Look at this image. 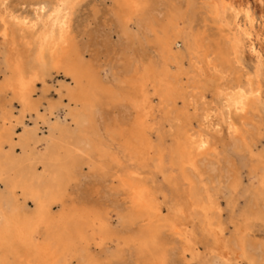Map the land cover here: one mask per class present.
Segmentation results:
<instances>
[{"label": "bare ground", "instance_id": "6f19581e", "mask_svg": "<svg viewBox=\"0 0 264 264\" xmlns=\"http://www.w3.org/2000/svg\"><path fill=\"white\" fill-rule=\"evenodd\" d=\"M92 1L62 38H0V262L264 264V101L215 91L259 51L264 0H102L123 58L105 67L76 36ZM90 173L108 211L67 207Z\"/></svg>", "mask_w": 264, "mask_h": 264}, {"label": "snow or ice", "instance_id": "6c2138e0", "mask_svg": "<svg viewBox=\"0 0 264 264\" xmlns=\"http://www.w3.org/2000/svg\"><path fill=\"white\" fill-rule=\"evenodd\" d=\"M24 7L26 8L27 5H24ZM80 7V0H34L33 9L35 16L29 18L13 14L12 4L9 0H0V29H2L0 30V38L8 41L12 32H18L21 36H24L25 32L35 33L38 29H42L41 36L44 40L54 39L57 28L60 29L62 38L64 32L70 29V22ZM225 7L232 6L228 5ZM232 11L239 18L240 13L234 7ZM246 15L249 22L255 24L251 13L248 12ZM261 25L259 51H257L253 43H249L245 47V52L249 49L252 52V63L245 67V63H242L239 58V48H237V56L233 60L235 71H233L232 67L228 69L229 73H231V80H223L219 88L215 89L221 97H225L227 104H231L235 100V109L238 114L247 111L248 101L252 98L259 97L264 101V20H261ZM245 35L248 37L249 42L255 39L254 36L248 35V33H245ZM237 44L239 45V41H237ZM213 71L219 72L218 69H213ZM254 81H258V85H254ZM257 88L259 89L258 91L256 90ZM231 111L232 109L229 107L228 112L230 113ZM199 147L203 149L207 145L201 143ZM261 244L264 246V241H261ZM0 264H3V262H0ZM224 264H231V262L224 261Z\"/></svg>", "mask_w": 264, "mask_h": 264}, {"label": "rangeland", "instance_id": "374dc122", "mask_svg": "<svg viewBox=\"0 0 264 264\" xmlns=\"http://www.w3.org/2000/svg\"><path fill=\"white\" fill-rule=\"evenodd\" d=\"M110 5V2L102 0L85 2L77 18L80 27L76 31L77 41L86 51V60L98 67H105L110 63L123 64V58L120 56L122 47L119 45L118 36L115 34L116 27L112 25V19L108 12ZM85 173H88V169L85 170ZM112 199L108 189L92 177V173L84 180L74 182L66 198L69 208L82 209L96 205L95 207L100 206L107 211L112 204ZM114 223L117 224L115 219ZM97 252L102 263L108 264L105 254L100 250Z\"/></svg>", "mask_w": 264, "mask_h": 264}]
</instances>
